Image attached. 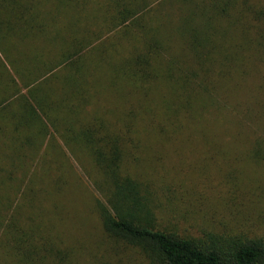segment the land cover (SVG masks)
Instances as JSON below:
<instances>
[{"label": "trees", "instance_id": "trees-1", "mask_svg": "<svg viewBox=\"0 0 264 264\" xmlns=\"http://www.w3.org/2000/svg\"><path fill=\"white\" fill-rule=\"evenodd\" d=\"M199 1L206 4L204 7L210 17L207 23L197 21L189 12V16L180 19L177 27L172 26L171 30L184 38L180 46H184L182 53L190 56L188 66L184 63L183 66L177 57L170 56L167 44L172 43V36H166L164 29L154 26L152 21L147 22L152 13L147 10L146 0L141 1L136 11L129 7L120 10L123 25L135 18L139 21L133 28L138 32L131 36L139 45L136 53L121 62L119 71L112 68L108 78L114 81L126 78L134 91L144 98V107L142 103L141 107L145 109L149 106L146 110H150L136 117L133 111L128 112L123 120L118 121L121 123L118 134L111 131L112 126H107L102 117L89 122L84 120L78 130L68 123L67 140L71 143L73 139L81 153L94 162V168L100 175L94 182L101 197L96 199L95 204L98 220L106 238L119 251H137L142 264H264V235L242 230L238 233L220 232L209 227L201 236L195 237L162 222L157 215L158 190L153 183L140 180L133 172V166L138 164L140 157V138L134 129L141 125L148 132V137L152 136L149 140L153 138L158 143H175L184 136L188 141L186 134L190 131L202 137L207 148L250 145L251 149L237 159L245 158L259 168L264 167V130L261 122L264 102L251 101L254 96L264 97V10L241 7L245 17L231 19L230 13L235 7L232 10L229 8L235 5V0ZM222 15L232 22L230 28L234 29L236 37L230 38L232 33L224 27H216L211 34L202 33L203 30H213L216 26L214 18ZM20 20L14 21L15 25L24 31L41 29L36 23L29 28ZM10 22L1 24L9 30L13 27ZM22 38L27 39V35ZM226 41L230 44L223 47ZM82 49L66 54L59 62H71ZM5 51L2 52L6 61L16 75H20L14 67L15 58L19 56L14 58L11 52ZM165 54L169 56L167 60ZM59 62L55 65L61 64ZM253 75L254 80L249 87L248 80ZM84 77H87L84 79L87 83L88 74ZM160 80L174 83L173 96L156 103L149 100V96L154 89H158L153 85ZM68 87L65 96L61 90L54 89L53 92H46L49 94L45 100L44 97L35 100L36 104L30 103L24 96L19 98L20 103L25 101L20 106L10 99L0 101V133L11 134L10 146L0 148V153L12 161L9 170L0 169L1 173H5L0 177V264H76V250L65 246L63 234L52 226L26 225L22 213L23 205H30L36 199L38 188L35 177L25 178L30 169L26 165L29 161L24 160L32 159L31 155L39 153L38 146L48 135L46 120L53 128L59 124L58 118H51L55 110L73 113L77 117V107L70 100L84 101L83 96L87 94L82 82L80 86L71 80ZM182 94L185 99L177 98ZM75 117L73 119L77 121ZM12 125L14 129L10 128ZM33 128L36 131H31ZM68 132L73 134L69 137ZM27 150L31 152L26 153ZM24 168L27 173L18 183L20 196L13 199L10 191L17 188L15 184L18 182L14 175ZM62 185L59 184L55 192L61 193ZM18 201L21 203L18 204ZM63 211L64 208H60L61 214Z\"/></svg>", "mask_w": 264, "mask_h": 264}, {"label": "rangeland", "instance_id": "rangeland-1", "mask_svg": "<svg viewBox=\"0 0 264 264\" xmlns=\"http://www.w3.org/2000/svg\"><path fill=\"white\" fill-rule=\"evenodd\" d=\"M141 1L0 0V101L10 99L20 106L25 101L20 103L19 98L24 96L30 103L36 104L37 99L44 97L45 100L49 94L46 92H53L54 89L59 92L61 90L65 96L71 80L80 86L82 82L86 87L84 101L70 100L77 107V117L73 113H61L56 109L51 118H58L59 124L53 128L46 120L48 135L40 142L39 153L31 155L34 162L30 158L24 160L29 161L26 165L30 169L25 178L35 177L38 184L36 199L30 205L22 203L25 204L22 207L24 223L28 226L55 227L63 234L65 246L76 250V264L143 263L137 251H119L104 235L95 207L96 199L101 197L94 182L100 175L92 159L81 153L73 139L69 143L66 134L68 123L75 125L73 127L78 130L84 120L89 122L96 117L104 118L107 126H112L111 131L118 134L121 129L118 121L123 120L128 112L133 111L136 117L150 110H146L149 106L143 108L144 98L138 91H134L126 78L116 81L108 78L113 67L119 71L121 62L137 52L139 44L131 36L138 32L133 28L139 21L135 18L123 25L119 13L123 7L138 10ZM146 1L147 10L152 13L147 22L152 21L154 26L164 29L166 36H172V43L167 44L170 56L177 57L182 65L184 63L188 66L190 56L184 55V46H180L184 38L178 36L177 32L172 33V26L177 27L178 21L189 16V12L197 21L206 24L210 18L204 7L206 4L199 0ZM235 2L229 8L232 10L235 7L230 13L231 19L245 17L241 7L264 10V0ZM245 14L248 17V12ZM19 18L29 28L36 23L41 29L24 31L15 25ZM8 21L13 26L9 30L1 24ZM214 22L216 26L213 30H203L202 33L211 34L216 27H224L232 33L230 38L237 36L233 34L234 29L230 28L232 22L229 18L222 15L215 17ZM25 35L27 39L22 38ZM229 44L230 41H226L223 47ZM81 47L83 49L71 62H59L66 54L76 53ZM5 50L11 52L14 58L19 56L15 58L14 67L20 75H16L6 61L2 52ZM164 58L167 60L168 54ZM183 59L187 61L183 62ZM56 62L61 64L55 65ZM87 74L89 79L86 83L84 79L87 77L84 76ZM253 80L254 75L249 77V87ZM153 86L158 91L153 90L149 100L157 103L163 98H172L173 82L160 80ZM180 96L176 97L185 99L183 94ZM60 97L62 99L61 93ZM257 100L264 102V97L254 96L251 101ZM261 122L264 130V117ZM10 128L14 129V126ZM108 128L106 130L110 133ZM137 128L134 133L140 138V157L138 164L133 166V172L140 180L153 183L158 190L157 215L162 222L195 237L201 236L209 227L220 232L238 233L242 230L264 235V167L259 168L245 158L237 159L251 149L250 145L207 148L204 139L190 131L186 134L188 141L184 136L175 143H158L153 138L149 140L152 136L148 137L142 125ZM31 131H36V128ZM72 134L68 132L69 137ZM3 135L0 133V148L9 147L11 134ZM11 164L12 161L0 153V169L9 170ZM25 172L26 168L19 169L14 175L18 182L15 184L17 188L10 191L13 199L20 196L18 183ZM2 176L5 173L0 172ZM59 184H63L61 193L55 192ZM59 206L64 208L62 214L60 208L57 209Z\"/></svg>", "mask_w": 264, "mask_h": 264}]
</instances>
